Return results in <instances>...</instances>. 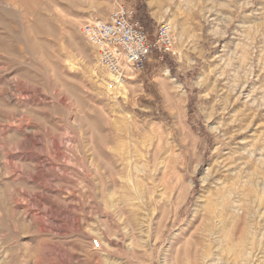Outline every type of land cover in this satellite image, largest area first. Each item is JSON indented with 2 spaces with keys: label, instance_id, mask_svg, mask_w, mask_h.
<instances>
[{
  "label": "rangeland",
  "instance_id": "rangeland-1",
  "mask_svg": "<svg viewBox=\"0 0 264 264\" xmlns=\"http://www.w3.org/2000/svg\"><path fill=\"white\" fill-rule=\"evenodd\" d=\"M120 5L176 37L122 91L80 32ZM205 255L264 264V0H0V264Z\"/></svg>",
  "mask_w": 264,
  "mask_h": 264
},
{
  "label": "built area",
  "instance_id": "built-area-1",
  "mask_svg": "<svg viewBox=\"0 0 264 264\" xmlns=\"http://www.w3.org/2000/svg\"><path fill=\"white\" fill-rule=\"evenodd\" d=\"M151 40L148 30L136 18L130 7L120 5L108 19H90L80 28L89 45L98 52L100 64L111 73L117 84L125 82L128 74L141 72L154 50L162 56L175 51L174 29L163 23ZM93 248H100L99 241Z\"/></svg>",
  "mask_w": 264,
  "mask_h": 264
},
{
  "label": "bare ground",
  "instance_id": "bare-ground-1",
  "mask_svg": "<svg viewBox=\"0 0 264 264\" xmlns=\"http://www.w3.org/2000/svg\"><path fill=\"white\" fill-rule=\"evenodd\" d=\"M131 77V76H130ZM109 78L110 79H114L115 80V77L110 73V75H109ZM130 79H132V77L130 78ZM113 81V80H112ZM116 81V80H115ZM125 82H118L116 85H118V88H119V90H125V85H123ZM206 261L207 260V262L209 263V264H215L216 262H215V259L213 260L211 257L209 258V256L208 255H205L204 257H202V261ZM201 261V260H200ZM200 261H199V259H194L192 262H191V264H201L200 263ZM221 259H219V258H217V262H218V264H221ZM220 262V263H219ZM207 264V263H206Z\"/></svg>",
  "mask_w": 264,
  "mask_h": 264
}]
</instances>
